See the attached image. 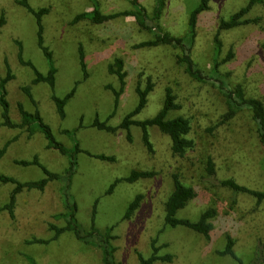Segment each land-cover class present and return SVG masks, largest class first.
<instances>
[{
	"label": "rangeland",
	"instance_id": "1",
	"mask_svg": "<svg viewBox=\"0 0 264 264\" xmlns=\"http://www.w3.org/2000/svg\"><path fill=\"white\" fill-rule=\"evenodd\" d=\"M18 1L0 0V17L4 14L6 18L0 30V84L8 68L14 75L5 85L10 118L22 123L20 105L32 114L38 109L55 140L69 151L64 155L50 148L35 121L24 127L0 126V175L20 182L39 181L47 177L43 165L61 176L44 190L20 192L14 216L8 210L0 211V264H104L103 250L95 246L96 235L89 243L78 239L71 230L55 238L56 230L51 229V224L67 226L72 212L66 205V191L68 200L76 202L75 220L84 233H90L93 226L100 232L113 226L110 242L116 248V264H140L138 254L151 257L154 240L159 255H173L171 261L154 264H239L231 255L220 253L226 248L228 235L235 241L234 251L243 264H264V201L259 203L249 194L221 187L207 172L211 157L218 180L234 178L250 189L264 191V152L250 113L241 112L220 124L227 110L222 94L212 83L192 79L176 62L178 51L174 48L137 47L153 34L141 27L134 16H120L102 24L86 19L74 23L78 14L93 10L94 1L104 14H114L134 9L129 0H29L35 9L50 8L43 17L44 39L57 68L54 88L47 82L34 84L35 71L21 62L19 42L24 59L44 75L49 71V61L38 45L34 15ZM139 2L152 15L156 0ZM200 3L201 0H165L160 18L164 30L177 37L185 36L191 12ZM248 3L249 0H209V8L198 16L192 57L209 73L216 60L222 61L233 52V57L219 69L228 75L232 85L242 84L247 96L264 101V0L247 15L259 18L258 22L220 31V55L215 45L221 19H229ZM80 47L87 75L81 66ZM118 57L125 62L127 76L116 104L114 90L118 91L121 84L109 67ZM149 77L154 90L146 107L133 119L153 118L162 109L166 87H172L180 107L170 111L169 116L189 118L190 137L195 141V147L184 157L172 153L169 137L156 126L148 127L152 152L143 141L140 126L132 125L129 130L119 127L139 103L138 82L144 86ZM26 86H30L36 105L25 92ZM73 89L75 93L66 104L63 118L53 96L64 98ZM3 111L0 104V124ZM96 119L118 129H100L94 125ZM99 155L113 156L115 160H104ZM35 158L40 165L23 163ZM73 158L76 171L68 188L67 170ZM135 171L153 175L128 180ZM174 173L197 192L177 217L197 221L203 211L216 209L209 239L182 225H165V202L173 190ZM14 188L11 182H0V205L9 202ZM140 195L139 207L124 219L129 205ZM56 214L61 217L56 218Z\"/></svg>",
	"mask_w": 264,
	"mask_h": 264
},
{
	"label": "trees",
	"instance_id": "2",
	"mask_svg": "<svg viewBox=\"0 0 264 264\" xmlns=\"http://www.w3.org/2000/svg\"><path fill=\"white\" fill-rule=\"evenodd\" d=\"M132 4L134 9L114 13V14H104L98 2L94 1L93 10L83 12L78 14L75 17L74 23H77L83 19L89 20L95 24H102L108 22L109 20L115 19L120 16H134L137 21H139L141 27L146 30H149L153 34V38L150 40H146L141 42L137 45V47H153L159 45H167L171 48H174L178 51L176 56V62L182 65L186 71V73L194 80L203 82V83H212V85L222 94L225 99L226 104V112L222 116L220 120V124H224L232 119H234L238 114L244 111H248L250 116L252 117L256 132L258 135V139L261 144V148L264 152V101L262 99L256 97H249L246 94L245 88L242 84L232 85L228 79V75L221 72L219 69L220 65L227 61L228 59L233 57V52H230L228 56L220 61L219 59L214 62V66L212 70L207 73L203 69H201L197 63L194 61L192 57V48L194 46L196 40V28H197V21L198 16L202 11H205L209 8V0H201L200 5L191 12L190 20H189V31L183 37H177L169 32H166L160 23V18L163 13V9L165 6V0H156V5L154 7L152 15H150L147 9L139 2V0H129ZM18 3L22 5L27 11L34 15L37 23V37H38V45L43 51L45 57L49 61V71L46 75L39 72L31 61H26L23 57V49L22 43L19 42L20 51L19 57L23 64L29 65L33 67L36 77L33 80L34 84L40 82H47L50 86L54 88L55 80H56V72L57 68L54 62L53 52L45 45L44 39V23L43 17L44 15L50 12V8L42 7L39 9H35L29 3V0H19ZM263 3V0H249V3L242 7L240 10L235 12L229 19H221L219 25V31L215 36V45L216 50L219 52V55L223 48L222 40L219 38L220 31L222 30H230L242 25H248L251 23L258 22L259 18H247L248 13L252 10V8L256 4ZM151 22V24H150ZM156 22V23H155ZM6 18L4 14L0 17V30L5 25ZM262 47L264 50V42L262 43ZM80 59H81V66L85 71V75H87V64L85 61V54L83 47H80ZM125 62L122 58L118 57L114 60L112 64H110V72L116 74L120 80V89L114 90L116 94V104L119 100L120 94L124 91L125 84H126V76L127 72L124 69ZM14 75L11 72V69L8 68L7 76L2 79L0 84V104L3 106V122L1 125H6L11 128L17 127H24L25 125L29 124L30 121H35L38 124L39 129L45 134V137L48 139V146L50 148H55L59 150L62 154H67L68 149L60 142L56 141L51 128L48 124H46L40 114V111L37 109L35 114L29 113L26 111L22 105H20V112L22 115V123L17 124L13 122L9 115V102L7 101L6 95L7 92L5 90V85L9 80H11ZM25 92L30 96L31 100L35 104L34 98L32 97V92L30 86L24 87ZM154 90V83L152 78L149 77L147 83L143 86L142 81H139L136 87V92L139 97V103L137 107L130 113H128L125 118L123 119L122 123L119 127L125 128L127 130L130 129L132 125H138L143 130V141L149 151H154L153 144L150 140L148 127L149 126H156L159 130L167 135L170 139V149L174 155L184 157L186 153L192 150L195 147V141L190 137L192 131V124L191 120L183 115H178L175 117H170L169 113L172 110L178 109L180 107L179 104L176 103V95L173 92V88L168 86L165 90V99L163 102L162 109L151 119L145 121H136L133 117L138 114L144 107H146L148 103V96ZM75 93V89L69 92L64 98H59L57 96H53V100L57 106V111L61 117H65V107L68 101L73 97ZM36 105V104H35ZM95 126L100 129L108 130L111 132L116 131L118 128L110 126L106 122H101L99 119L95 120ZM128 138H131V133H128ZM76 151H79V144H76ZM7 146L4 147L1 152H4ZM104 160H112L114 161L115 158L113 156H106V155H99L98 156ZM25 164L29 163H36L40 165L41 163L38 161L37 158L34 159L33 162H26L23 161ZM76 161L73 158L70 168L67 170V175L69 184L68 188L71 187V177L76 171ZM44 172L46 173L47 177L39 180V181H32V182H20L13 177L0 175V182H11L15 184V188L12 190L10 195V200L8 203L4 205H0V211L8 210L11 216H14V209L17 202V195L22 192L24 189H32L37 188L39 190H44L46 185L50 181L60 179V175L57 173H53L41 165ZM207 172L209 178L221 187L227 188L235 193H246L253 197H255L259 203L264 201V191L250 189L247 186L239 184L234 178H228L224 180L217 179V169L213 159L210 157L207 162ZM153 175L151 172H142V171H135L132 173L128 180H135L140 177L150 176ZM173 190L171 191L168 199L165 202V225L176 227L179 225L188 227L189 229L193 230L194 232L205 236L207 239L211 236V231L213 230V222L211 221L217 214L215 208L211 207L207 210L203 211L197 221H192L188 218H179L177 217V213L179 210L185 208L188 203L197 196V192L195 188L191 185L186 184L180 178V176L176 173L173 174ZM120 180V179H119ZM117 180L112 187L110 188L109 192H112L113 187L117 182ZM69 194L66 191L65 199L66 205L69 209H71L70 218L68 221L67 226L64 227H57L56 225L51 224V229L56 230L55 238L58 237L60 234L67 230H71L75 233L78 239L89 243L91 242V238L93 236H97V241L95 242V246H98L103 250V263L104 264H116L113 261L114 253L116 248L111 245V240L113 239L112 230L113 226L107 228L106 231L100 232L98 229L93 226L90 233H84L82 229L79 227L75 220V213L77 209L76 202L70 198ZM142 196H138L130 205L129 208L124 216V219L130 218L134 211L139 207L141 202ZM56 218H60L61 214H56ZM94 225V224H93ZM115 227V226H114ZM44 242L43 240H36ZM156 240L152 242V246L154 249L153 254L151 257L146 258L143 254L139 253V260L140 264H154L157 261H171L173 259V255H159V247L156 246ZM235 241L233 238L228 235L227 236V245L224 251L220 252L222 255H231L239 264H243L242 260L237 257L234 251Z\"/></svg>",
	"mask_w": 264,
	"mask_h": 264
}]
</instances>
